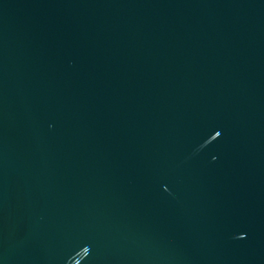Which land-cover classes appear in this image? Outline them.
I'll return each instance as SVG.
<instances>
[{"label": "water", "instance_id": "1", "mask_svg": "<svg viewBox=\"0 0 264 264\" xmlns=\"http://www.w3.org/2000/svg\"><path fill=\"white\" fill-rule=\"evenodd\" d=\"M0 264H264V0H0Z\"/></svg>", "mask_w": 264, "mask_h": 264}]
</instances>
